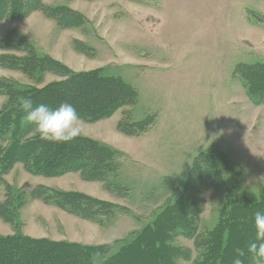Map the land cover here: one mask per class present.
Returning <instances> with one entry per match:
<instances>
[{"label": "rangeland", "instance_id": "374dc122", "mask_svg": "<svg viewBox=\"0 0 264 264\" xmlns=\"http://www.w3.org/2000/svg\"><path fill=\"white\" fill-rule=\"evenodd\" d=\"M40 1L67 6L84 21L60 29L35 11L23 20L0 21V40L16 31L38 56L50 55L75 72L100 69L103 76L120 78L135 91L136 101L107 119L79 125V136L116 152L117 170L109 179L116 187L107 190L79 173L33 175L15 163L0 176V205L7 203L11 212L10 221L0 217V236L107 244L108 250L90 260L103 264L175 202L203 152L223 160L217 159L220 181L201 196L200 235L216 226L229 191L235 203L259 200L264 106L247 95L240 73L244 66L264 63V0ZM75 41L84 44L87 54L74 51ZM0 54L26 55L2 49ZM58 80L49 73L28 77L0 66V81L19 90ZM6 102L0 95V110ZM123 119L142 122L141 132L122 134L117 127ZM38 187L78 192L111 205L110 210L86 221L35 198ZM173 244L191 252L188 261L178 258V264L200 258L192 240L177 237Z\"/></svg>", "mask_w": 264, "mask_h": 264}, {"label": "trees", "instance_id": "16d2710c", "mask_svg": "<svg viewBox=\"0 0 264 264\" xmlns=\"http://www.w3.org/2000/svg\"><path fill=\"white\" fill-rule=\"evenodd\" d=\"M35 11L54 21L60 29L75 28L84 21L67 6H46L40 0H0V21L23 20ZM73 47L78 53L88 52L79 41L73 42ZM0 49L26 53L20 58L0 54V66L18 70L28 77L49 73L60 78L39 89L28 87L23 90L0 81V95L7 99L0 110V176L15 163H22L33 175L55 178L79 173L83 180L99 182L107 190L115 186L109 180L114 178L112 174L117 170L116 152L112 148L81 136L70 143L41 142L33 135L31 126L25 123L19 104L22 97H31L35 104L44 103L51 108L67 102L75 107L81 121L94 123L109 118L123 106L133 105L136 93L131 86L120 78L103 76L100 69L75 72L49 55L38 56L13 30L0 40ZM242 68L240 75L247 95L252 97L255 105L264 106V63ZM127 121L123 119L118 123L117 129L122 134L134 136L135 130L141 132L142 122ZM216 157L213 153L199 154L192 165L190 178L175 202L166 206L130 243L103 264H178V258L188 261L190 250L173 244L177 237L193 241L195 251L200 255L193 264H232L235 249L246 250L249 242L254 240L252 224L254 214L264 212V188L257 202L245 200L242 204L233 202L235 198L231 195L235 194L229 191L216 226L200 235L197 216L202 211L201 196L221 179L217 159H223L219 155ZM54 192L38 187L33 196L86 221L93 222L101 211L107 213L110 210L111 205L78 192ZM7 207V203L0 205V217L10 221L11 212ZM108 248L107 244L86 246L18 234L0 236V264H90L93 254ZM243 259L244 264H254L247 255Z\"/></svg>", "mask_w": 264, "mask_h": 264}, {"label": "clouds", "instance_id": "9594fccd", "mask_svg": "<svg viewBox=\"0 0 264 264\" xmlns=\"http://www.w3.org/2000/svg\"><path fill=\"white\" fill-rule=\"evenodd\" d=\"M23 119L31 126L33 135L41 142L50 144L70 143L81 132V118L75 107L67 102L56 108L47 104H35L31 97H22L19 104ZM252 228L255 236L247 249L236 248L232 264H244V257L249 256L254 264H264V212L254 214Z\"/></svg>", "mask_w": 264, "mask_h": 264}, {"label": "crops", "instance_id": "0c3cea01", "mask_svg": "<svg viewBox=\"0 0 264 264\" xmlns=\"http://www.w3.org/2000/svg\"><path fill=\"white\" fill-rule=\"evenodd\" d=\"M10 31V30H9ZM50 56V55H49ZM51 57V56H50ZM53 58V57H52ZM53 59H55V58H53ZM56 60V59H55ZM58 61V60H57ZM60 62V61H59ZM69 68V67H68ZM76 72H80V71H76ZM74 243H78V242H76V241H74ZM80 244V243H79Z\"/></svg>", "mask_w": 264, "mask_h": 264}]
</instances>
